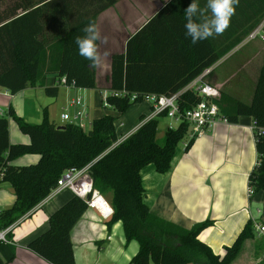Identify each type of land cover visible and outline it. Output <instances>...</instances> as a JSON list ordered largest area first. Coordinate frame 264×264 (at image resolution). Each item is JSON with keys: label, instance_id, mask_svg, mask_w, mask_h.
I'll return each mask as SVG.
<instances>
[{"label": "trees", "instance_id": "trees-1", "mask_svg": "<svg viewBox=\"0 0 264 264\" xmlns=\"http://www.w3.org/2000/svg\"><path fill=\"white\" fill-rule=\"evenodd\" d=\"M117 0H25L26 12L10 21L0 17V86L12 95L52 75L56 81L65 77L76 87H96V67L79 55L75 43L83 36L89 21ZM181 2H185L182 3ZM192 0H171L158 11L127 42L125 53L114 54L111 64L110 88H127L137 92L170 94L185 86L205 67L212 65L243 40L264 18V0H240L235 13L246 28L228 44L215 46L209 37L196 44L186 37L184 10ZM187 3V4H186ZM237 16L234 15L233 19ZM163 24L178 26V30L159 29ZM172 71V77H165ZM59 85L45 87L49 96H56ZM183 108L201 98L186 92ZM110 108L126 112L133 104L128 98H109ZM221 111L230 121L250 116L258 127L264 126V62L252 101L246 103L227 94L218 101ZM161 115V114H160ZM9 117L21 132L29 135V143L12 144L9 138ZM144 117H142L143 119ZM117 117L104 114L94 118L89 129L73 123L60 128L51 123L47 110L42 121L32 123L15 114L12 106L0 116V182L9 183L15 192L14 203L0 210V230L18 221L45 199L68 168H81L94 161L91 175L94 187L104 196L110 195L114 214L108 225L121 221L127 242L137 240L139 251L135 264H238L235 263L247 240L255 237L251 221L236 241L225 247L223 255L213 252L199 235L212 225L205 220L187 229L154 215L145 202L142 169L153 165L167 172L178 144L187 136L189 124L181 121L176 128L168 127L163 142L157 138L158 118L143 122L127 139L108 150L118 138ZM259 163L249 182L254 192L264 191V137L256 140ZM108 150V151H107ZM39 154L38 163L17 166L19 157ZM87 200L73 195L49 218L48 229L34 238L28 248L52 264H76L70 232L84 211ZM0 242V264L15 258L16 245Z\"/></svg>", "mask_w": 264, "mask_h": 264}, {"label": "crops", "instance_id": "crops-1", "mask_svg": "<svg viewBox=\"0 0 264 264\" xmlns=\"http://www.w3.org/2000/svg\"><path fill=\"white\" fill-rule=\"evenodd\" d=\"M169 1L171 0H117L113 6L100 13L97 25L102 36L108 38L107 45H101V51L107 48L111 55L96 67V87L93 88L95 95L91 94V89L64 85L67 107L63 106L62 113H73L77 108L71 104V100L80 96L86 104V128L94 118L106 114L100 107L98 92L111 86L113 55L125 53L128 40ZM197 2L200 7L206 4V0ZM24 3L25 0H0L2 20L10 21L24 14ZM239 14H234L236 19L232 16L230 26L222 35L210 37L215 46L228 44L246 28L248 23L240 22ZM104 20L106 26L101 30ZM159 29H164L168 37L171 36L169 30H178V26L163 24ZM263 62L264 39L246 41L244 36L240 43L214 62L217 66L210 75V82L216 85L222 94L250 103ZM172 73L174 72L167 71L164 76L172 77ZM56 80L49 75L44 79V83L39 81L19 91L23 107H18L16 103L15 107L11 105L15 114L27 120L26 105H31L37 95L46 94L45 87L56 85ZM59 89L56 96L50 97L58 98ZM8 94L12 95L6 88L0 90V101L8 97ZM94 99L97 104L92 105ZM68 106L69 109L72 108V112ZM151 112V104L137 102L124 113L115 111L109 114L121 118L119 127L115 123L120 137L137 130L143 122L150 119ZM158 116L163 115L155 117ZM49 120L56 126L65 124L62 120L59 124L54 119ZM253 124L252 117L240 116L233 122L217 123L195 139L191 140L187 135L188 137L185 136L182 143L178 144L167 172L160 173L151 164L141 171L145 202L150 211L187 229L207 219L212 220V225L205 228L199 237L216 254L223 255L225 247L236 241L252 218L264 225V191H256L251 198L247 193L249 176L258 159ZM164 135V131L157 128V138ZM9 138L12 144L30 142L29 135H12L10 129ZM39 160V154L29 153L16 159L13 164L22 167L36 164ZM73 195L70 190H62L42 205H36L16 221L9 232L11 241L16 245V253L14 260L8 264H52L28 248V244L48 229L50 216ZM15 199L14 188L9 183L0 182V210L10 207ZM120 222L116 221L109 226L108 220L103 219L96 209L88 207L70 232L76 264H135L132 259L139 251V243L137 240L127 242L125 233V245L123 240L122 244L118 243L114 249L108 248L109 245L104 246V239L106 242L111 239L109 234L105 238L104 233L118 229ZM235 263L264 264V233H255L254 238L245 242ZM150 264L155 263L151 261Z\"/></svg>", "mask_w": 264, "mask_h": 264}, {"label": "built area", "instance_id": "built-area-1", "mask_svg": "<svg viewBox=\"0 0 264 264\" xmlns=\"http://www.w3.org/2000/svg\"><path fill=\"white\" fill-rule=\"evenodd\" d=\"M264 39V18L259 24L250 31L246 36V41L254 39ZM217 66V63H213L210 66L205 67L195 78L189 83L183 86L181 89L170 93H155V92H137L127 88L114 89L105 88L100 90V101L102 107L110 108L109 98H128L131 102H147L152 106V112L150 118H154L156 115H165L175 118L178 121H185L189 126L187 135L189 138L195 139L201 136L207 130L214 127L219 122L229 123L230 120L220 109L219 99L221 97L220 89L210 82V75ZM57 84L65 86H75L73 82L67 83L66 78L62 77ZM186 92H192L199 96L201 99L192 104L188 108H183L182 103L186 102L182 99ZM71 104L76 106V110L73 113L64 112L61 114V120L65 123H73L82 128H86L85 118L86 104L84 98L78 96L71 100ZM5 115L4 110L0 107V116ZM149 120V119H148ZM255 138L264 137V126L258 127L256 123L252 125ZM133 132H127L120 136L118 140L113 143L108 150L115 147L125 139H127ZM107 150V151H108ZM94 161L86 164L81 168L71 167L62 172L57 180V184L50 194L43 199L39 204L44 202L61 192L62 190H70L74 195L80 198L86 199L89 208L96 209L101 217L105 220H109L114 214V208L111 203L105 199V197L94 187L93 178L91 175V166ZM259 163V156L256 165ZM2 174H0L1 176ZM248 197H252L254 187L249 182L247 188ZM16 223V222H15ZM15 223L8 226L5 229L0 230V242H10L8 239L9 232L15 226ZM251 223L253 230L256 234L260 235L264 233V225L252 218Z\"/></svg>", "mask_w": 264, "mask_h": 264}, {"label": "clouds", "instance_id": "clouds-1", "mask_svg": "<svg viewBox=\"0 0 264 264\" xmlns=\"http://www.w3.org/2000/svg\"><path fill=\"white\" fill-rule=\"evenodd\" d=\"M239 2L240 0H206L205 6L200 7L197 0H192L184 10L186 37H190L191 43L196 44L209 37L222 35L230 26ZM82 31L84 35L75 39L79 55L91 61L90 66L95 68L111 55L107 48L101 51V45H107L108 38L102 36L95 21H89Z\"/></svg>", "mask_w": 264, "mask_h": 264}, {"label": "rangeland", "instance_id": "rangeland-1", "mask_svg": "<svg viewBox=\"0 0 264 264\" xmlns=\"http://www.w3.org/2000/svg\"><path fill=\"white\" fill-rule=\"evenodd\" d=\"M105 26H106V20L103 21L101 30H104ZM59 86H60V89H59L60 92L58 94V98L50 97L49 95L44 93L41 95H37L35 97V101L31 105L30 104L26 105V108L28 110L27 121H31L32 123H36V122L41 121L42 115L44 113V109H46L49 112L48 113L49 119H54V121L58 124L61 123L60 115L63 112V106L67 107V104H66L67 99H66L65 94H64V85L61 84ZM0 90H4V88L2 86H0ZM90 92L92 95H95V89H91ZM12 96L13 95L8 94V97H5L0 101V107L4 110L5 115H7L8 109L11 107V105H13L15 107L14 103H16V105L18 107H23V104H22L23 101L21 98V93H18L17 95H15L13 97ZM98 101H100V93L99 92H98ZM94 104H97L95 99L92 101V105H94ZM101 105H102V102H101ZM46 106H47V108H46ZM100 107L102 108V112H105L106 114L109 112H115L112 108H106V107H102V106H100ZM19 109H21V108H19ZM68 109H69V106H68ZM69 110L71 112L73 111L72 108H70ZM157 118L159 121L158 128H159V130H163L164 133L168 127L176 128L180 124V121L176 120L175 118L168 117L165 115L158 116ZM120 120H121V118L116 119L115 123L117 124V127H119V121ZM90 127H91V125L87 124L86 129H89ZM9 129H10V132L12 135L24 134L23 132H21L16 121L12 117H9ZM186 137H188V136H186ZM163 140H164V136L161 138H158L159 142H163ZM104 197L106 200H108L110 202V195L109 194H107ZM107 234H109L111 236V239H110V241H107V242H106V239H104L103 242L105 243V245H104L105 247L106 246L108 247V245H109L108 248L114 249L118 246V243L122 244L123 240H124V245H125L126 241L124 239V228H123V224L121 222H120L118 229H115V230L113 229L110 232L104 233L105 238H106ZM134 242H136V241L134 240Z\"/></svg>", "mask_w": 264, "mask_h": 264}, {"label": "water", "instance_id": "water-1", "mask_svg": "<svg viewBox=\"0 0 264 264\" xmlns=\"http://www.w3.org/2000/svg\"><path fill=\"white\" fill-rule=\"evenodd\" d=\"M59 127L62 128V127H64V126H63V125H60Z\"/></svg>", "mask_w": 264, "mask_h": 264}]
</instances>
